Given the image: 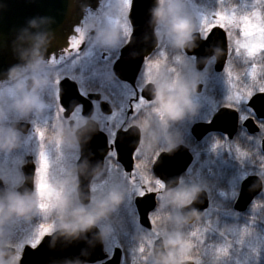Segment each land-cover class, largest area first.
Returning a JSON list of instances; mask_svg holds the SVG:
<instances>
[{"label": "flooded vegetation", "instance_id": "1", "mask_svg": "<svg viewBox=\"0 0 264 264\" xmlns=\"http://www.w3.org/2000/svg\"><path fill=\"white\" fill-rule=\"evenodd\" d=\"M132 1L131 6L127 7L123 12L121 9L125 4V0H122L121 5L115 0H100L96 8L86 12L83 22L78 27L80 33H77L75 30L72 36L80 41L78 46L70 51H66L69 49L68 44L67 48L61 51L59 55L52 56L46 60H38V63L36 61L28 67L19 69L12 78L0 83V133L3 134L0 136V139H3L4 142H7L9 138L11 139V146L0 148V155H8L7 159L9 155H16L13 156V159L10 156L11 161L9 160L10 164H13L16 172H18L19 183L15 188L16 197L18 196V188L24 183L22 169L26 165L28 158L31 159L34 165L33 192L30 196H19L22 200L31 198L38 190V186L40 188L43 182L49 188L60 186L58 183H49V177H54V175H59L60 173L58 172L59 168L54 169L52 167V163L55 160L53 157L51 159V156L55 155L57 156V166L59 162L61 163L62 159L58 156L64 155V153L61 152L62 149H56L60 143L70 144L72 147V155H75V159L70 164V171H72L71 176L73 181H76V196L74 195V199L71 201L72 203H76V208H85L93 203L106 205L108 202L111 204L119 202L126 204V200L111 201V197L113 198L114 192H124L129 188L140 189L144 193H155L157 195L156 200L158 206L159 198L164 193L175 191L185 182L190 187L189 172L195 163L196 155H201L202 157V168L209 167L210 162L213 161L219 164L220 162L218 160L221 155H234L235 159L237 155H264L262 149L264 142V119L259 118L254 110L248 106L250 100L255 95L264 94V92L261 90L253 91L248 101L244 104L239 103L236 98V94H239L238 92L242 89L236 87V79L238 81L245 79L248 68L257 69L256 73H258L257 76L259 75V80L264 82V53H260L252 60L243 62L239 58L240 56H236L238 52L236 42L234 46H231L226 30L216 27L222 29L226 34L227 56L223 68L218 71V58L216 54H213L207 59L204 67L198 70L196 67V57L188 55L184 46L192 41L194 34H199L201 40L205 41L214 28H211L205 34L193 32L189 35L190 39L185 44L176 45L173 43L171 37L166 34L164 27L158 26L157 24L140 23L137 25L139 30H150L156 40V46L151 54L144 59L136 81L134 85H131L128 82L119 80L115 76L113 69L115 63L121 56L122 50L130 43L133 36L134 25L132 18H130ZM231 1L232 6L236 7V34L239 33L241 22L246 18L249 19L251 16L258 18L260 27L264 32V0ZM113 21H119L121 23L119 30H116L117 26L115 25L117 24H114ZM145 36H149V34H145ZM114 37L120 43L116 48H113ZM263 39L264 36L261 35L262 42ZM213 50L216 52L215 49ZM232 54H234L233 58ZM162 69L164 72H169V75L166 76L162 83L170 86V95L176 94L180 88H183L180 84L181 80L192 79L193 75L196 74L206 78V83L197 84L202 86L200 93H197L194 88L196 95L205 94L208 100L202 104L201 114L203 118L201 120L191 123L190 115L187 116V114L178 117L161 115L159 109L160 104L158 103L161 80L157 78L155 81H151L148 79V75L149 73L158 72ZM227 70H230L234 76L233 92L235 98L232 102H229L228 98H225L228 90L219 86V83L216 82V79L222 77ZM36 81L40 82L39 86L36 85ZM149 84H152L156 90L157 95L154 101H147L142 96L143 89ZM183 89L186 91L185 88ZM248 91L250 90L248 89ZM75 92H78L80 98H82V102H80V98L76 97ZM62 96L63 100L69 101L67 105L62 103ZM141 97H143L144 102H141ZM25 99L30 101L26 106L24 105ZM213 104H215V107ZM222 109H229L237 114L238 120L234 137L230 139L223 133L211 132L201 141H197L192 136V127L197 123L209 124L214 116ZM192 110L194 109L192 108ZM116 114H120V116L118 117ZM169 119H179L187 125L190 123L187 132H185V136L189 137L190 143L179 142L171 147L166 145V148L160 149L154 157H148L146 162L149 172H145L139 168L138 160L141 158V155H148L150 153L154 155L155 147H161L162 144L168 141L166 123ZM248 120L253 122L258 132L254 134L250 132L245 126V122ZM90 122L94 124L91 127ZM86 127V132L88 131L89 135L83 133L82 138L86 142L91 143L90 138L92 137L94 138L92 143H95L96 138H98L96 135L100 134L106 144L107 153L104 158L103 169L91 181L90 204L88 206H82L77 195L79 182L78 163L82 155V147L78 134ZM93 127H95V133ZM132 127L138 128L140 141L133 155V172L128 174L117 161L115 140L119 131L125 132ZM39 132L43 133L42 137L39 135ZM181 133H183L182 130ZM99 140L101 141V137ZM178 146L186 147L193 160L187 171L180 177L176 189L166 192L165 184L154 177L152 168L162 153H167ZM42 157L43 160H46V164L42 162ZM49 160H52L50 164ZM109 162L113 163L120 172L115 179H110V181L103 185L104 187L108 185L110 196H105V193L103 195L100 194L98 199H95L92 194V188L100 180L97 177L103 175ZM38 167L41 169L39 175L37 174ZM138 174L142 177L140 180H144L145 178V181H149L148 189L144 184L139 186V179L136 178ZM1 177L0 180L3 182L6 192L4 201H6L9 197L10 190L3 176ZM197 191H205L208 194L205 189H198ZM139 196L138 194L134 197L132 204L137 215V225L142 228L139 224L138 214L134 205L135 198ZM208 197L210 205L209 194ZM71 206L73 207L74 205L71 204ZM154 212L150 214L151 220ZM60 230H64V228L57 231ZM53 233L46 236L52 235ZM155 235L157 234L151 233V253L153 244L156 241L154 240ZM160 238L163 239L167 251L164 238L159 237L158 239ZM17 246L18 240L14 239V237L9 239V242L1 244L0 248H11L14 250V253L7 259L0 256V260L6 263L13 259L17 255ZM25 247L33 248L31 246ZM116 249L122 251V262L124 250L120 245ZM23 250L16 264L20 263Z\"/></svg>", "mask_w": 264, "mask_h": 264}, {"label": "water", "instance_id": "2", "mask_svg": "<svg viewBox=\"0 0 264 264\" xmlns=\"http://www.w3.org/2000/svg\"><path fill=\"white\" fill-rule=\"evenodd\" d=\"M100 0H0V83L9 80L19 70L28 67L37 60H46L57 56L67 48L84 20L88 10L96 8ZM157 6L156 0H133L130 18L134 25V32L130 43L122 50L119 60L114 65L115 76L124 82L134 85L144 59L155 49L156 40L150 30H139L138 24H155L152 10ZM151 17V19H150ZM35 21V26L32 25ZM149 34V36H145ZM43 37V42L34 53L35 38ZM188 55L196 57V67L201 70L207 59L216 54L217 68L220 71L226 60V34L220 28H214L207 39L201 40L199 34H194L192 41L185 44ZM215 49L216 52L213 50ZM214 52V53H213ZM202 86L195 90L200 93ZM76 97L80 98L78 92ZM156 90L152 84L147 85L142 96L147 101L156 99ZM82 102V98H80ZM67 105L69 101L63 100ZM248 106L256 115L264 119V94L255 95ZM237 114L229 109L220 110L209 124L197 123L192 129V136L201 141L211 132H220L232 139L236 133ZM91 123V122H90ZM94 125L93 123L90 124ZM245 126L252 134L258 132L251 120ZM87 127L79 133L82 147L81 159L78 163L77 195L82 206H88L91 201L90 184L93 177L103 169L106 156V144L100 134L86 142L82 138ZM95 133V127H93ZM93 134V132H92ZM89 135V134H88ZM101 137V141L99 138ZM140 141L138 128L132 127L128 131H119L116 135L115 147L117 161L126 173L131 174L134 169L133 155ZM262 149L264 151V142ZM192 156L184 146H178L167 153H162L154 163L152 171L155 178L165 184V191L176 189L180 177L192 163ZM24 183L18 188L21 197L30 196L33 192L34 165L30 158L22 169ZM264 183L257 175L246 177L240 184L237 198L233 204L236 213H246L254 201L262 194ZM5 187L0 180V196L5 197ZM157 195L146 193L143 197L135 198L134 205L138 214L139 224L145 230L151 231L150 214L156 210ZM209 208V197L205 191H197L194 199L180 208L182 221L186 225H193ZM14 253L11 248H0V256L9 258ZM153 257L156 261L165 263L169 260L162 238L153 244ZM122 251L115 249L111 258L104 254L100 231L93 226L89 230L71 237L64 234V230L45 236L36 248L25 247L19 264H120ZM181 264H194L184 261Z\"/></svg>", "mask_w": 264, "mask_h": 264}, {"label": "rangeland", "instance_id": "3", "mask_svg": "<svg viewBox=\"0 0 264 264\" xmlns=\"http://www.w3.org/2000/svg\"><path fill=\"white\" fill-rule=\"evenodd\" d=\"M115 1L118 2L119 5L122 4V0H115ZM167 3L175 14H178L182 18H184L187 24L189 35L193 32H199L201 34H205L212 28L213 25L219 22L225 25L224 29L227 32L230 45L234 46V43L236 42V49L238 51L236 56L237 57L240 56L239 58L243 62L252 60L260 53L262 52L264 53V47H262V45H264V39L263 42L261 41V35L264 36V32L260 27L257 17L251 16L248 19L253 29L251 35L245 38V35L241 30V26L239 27V33L236 34V7L232 6L231 0H167ZM126 8L127 7L124 4L121 11L124 12ZM114 24H117L115 25L117 26L116 30H119L121 23L118 21V22H114ZM113 39H114L113 48H116L119 46L120 43L119 40L115 39V37ZM233 56L234 54H232V58ZM256 70L257 69L254 70L248 68L245 79H242L241 81H238L236 79V87L242 88L240 89V92H238L239 94H236V98L241 104L242 103L244 104L248 101L253 91L264 89V82L259 80V75L257 76L258 73H256ZM146 73H145V77H146ZM167 75H169V72H164L163 69L158 72L156 71L149 73L148 75V79H150L151 81H155V79L157 78L161 80L160 92L158 94V101L162 94L170 95L169 93L170 86L167 84L164 85L162 83ZM205 79L206 78L204 76L199 74L193 75L192 79H189L191 85L188 89H186V94L189 100V104L183 105L181 107V114L179 116H183L186 114L187 116L190 115V118L194 119L193 121L201 120L203 118V115L201 114L202 104L206 103L208 100L205 94L196 95L194 88L198 83H202V84L206 83ZM216 82L219 83V86L224 87L226 88V90H228L226 92L227 95L225 96V98L226 99L228 98V101L232 102L235 98L233 92L234 76L230 72V70H227L222 77L216 79ZM248 89L250 91H248ZM213 105L215 107V104ZM192 108L194 110H192ZM159 109L161 111L162 116L169 115L171 117V114L165 111L161 105L159 106ZM190 110L192 111V114ZM116 116L119 117L120 114H116ZM172 117H178V116L172 115ZM113 121L115 123L114 119ZM56 149L58 150L62 149L61 152L64 153V155L58 156L61 157L62 159L61 163L59 162L58 166L56 164L57 156L55 155L51 156V159L53 157L55 160L54 163H52V167L54 169L59 168L58 172L60 173L59 175H54V177L53 176L49 177L50 180L49 183L52 184L58 183L60 186L49 188L45 185V182H43L42 186L39 188L40 190L39 191L37 190L36 193L31 198L27 200H22V202L25 204L27 208V211L25 212H12L7 210L12 199L16 198L15 188L16 185H18L19 183L17 176L18 172H16L14 165L10 164L11 161L10 156H12L13 159V156L16 155H9L8 159H7L8 155H3V156L0 155V178H2L1 176H3V178L6 181V185L10 190L9 197L5 201L4 207L0 208V245L9 242V239H11L12 237L18 240V246L16 247L17 255L13 257V259H11L10 261L3 264H16L23 248L25 246H31V243L39 238L41 226L50 225L52 230L48 234H51L59 229H63L64 228L63 226L65 224H69L72 222V218L70 217L69 213L70 210L75 209L77 206L76 203L71 202L74 199V195L76 194L75 193L76 181H73V178L71 176L72 171H70V164L71 161L75 159L74 158L75 155H72V147L68 143H60ZM238 156H240L241 163H245V164L248 163L246 155H238ZM2 157H4L5 159L3 158L1 160ZM51 161L52 160H49V164ZM49 167L51 166L49 165ZM119 172L120 171L117 170V168L113 165V163L109 162L107 164V167L103 172V175H99V177H97L100 180L92 188V194L95 199L96 198L98 199V196L100 194L103 195L106 193L105 196L107 197L110 196V190L108 185L106 187H104L103 185L106 184L108 181H110V179H115L116 176H118ZM254 173H256V175L260 177L261 175H264V166L256 168V170H254ZM246 177H247V173L245 174L244 169L240 167L239 171L236 174V179L235 177H233L232 180L230 179L228 181L229 191L227 192L229 193H224L222 196L224 198L235 200L238 195L239 186ZM136 178L139 179L138 181L139 186L141 184H144L146 185L147 189L149 188L148 187L149 181L148 182L145 181L144 177H143L144 180H140L142 177L140 174H138L136 175ZM235 186H236V191H235ZM41 204L45 205L44 210H41L40 207ZM71 204L74 206L72 207ZM253 210L254 212H256L257 208H254ZM254 212H252V214H254ZM91 213L93 215L95 214L94 212ZM205 217L208 218L209 214L207 215L205 214ZM94 226H96L101 233L104 253L109 258H111L114 249L119 248V244L116 240V235L114 230L109 224L107 218L103 215L95 219ZM244 232L245 231L243 229H236V242L237 243L239 242V244L242 245L244 244V242L240 241V238L242 237ZM201 234H204V236L209 237L210 235H217V231L214 225H209L208 228L206 227L204 228V232L202 230ZM247 236L248 234H245V239L247 238V247L249 246L253 247L252 243L254 242L253 241L251 242L252 238L250 236L248 237ZM159 237H161L159 236V234L155 235L154 240H157ZM40 241L41 239L39 240V242ZM219 241H220L219 245L217 246L216 244H212V245L209 244V246L205 247V250L203 249V253H205V255L208 256L209 258H213L218 253L220 254L221 251L224 252L225 251V249L223 248L224 246L223 247L221 246L224 243L225 238H223L220 235ZM244 257L245 259L246 257L248 259L251 258L250 255L248 256L247 254ZM121 264H124L123 260Z\"/></svg>", "mask_w": 264, "mask_h": 264}, {"label": "trees", "instance_id": "4", "mask_svg": "<svg viewBox=\"0 0 264 264\" xmlns=\"http://www.w3.org/2000/svg\"><path fill=\"white\" fill-rule=\"evenodd\" d=\"M180 84L183 88L188 89L191 85L189 80H181ZM180 88V87H178ZM191 119L194 123L199 120ZM193 121V122H192ZM187 122V121H186ZM190 123L180 121L179 119H169L166 123L168 141L165 144L155 147V153L141 155L139 158V168L145 172H149L146 160L148 157H154L162 148L174 146L179 142L190 143L189 137L185 136ZM181 130L183 133H181ZM248 163H241L240 156L221 155L218 160L220 163L210 162L209 167H201V155H196L195 163L190 169V187L187 182L183 183L177 189L188 191L192 194L198 189H205L210 196V208L205 214H209L206 218L205 214L193 225H186L179 214L182 206H178L173 199L172 193H164L158 201L156 211L152 215V231H146L137 225V215L133 207L132 201L136 195L141 193L140 189L129 188L127 191L114 192L113 200H126V204L115 202L103 205L105 216L114 229L116 240L120 247L124 250V264H180L189 260L195 264H264V191L251 205L244 214H238L233 211L234 200L224 198V193H229V180L236 174L240 167L244 169L245 174L256 175L254 170L264 166V155H246ZM264 181V175H261ZM130 184V183H129ZM176 189V190H177ZM238 190V188H237ZM236 191V186H235ZM131 194V195H130ZM101 204L93 203L85 209L88 212L94 210ZM254 208L257 211L254 212ZM254 212V214H252ZM232 215V216H231ZM214 225L217 235L204 236V228ZM236 229H243L240 241L244 244L236 242ZM152 234H159L163 237L170 259L166 263H160L154 260L151 253ZM234 235H232V234ZM248 234L252 238L253 247H247ZM225 238L221 247L225 249L215 257L209 258L203 253L205 247L216 244L219 245V236ZM247 236V237H248ZM176 240L177 243L168 244L169 240ZM218 240V241H217ZM256 244V245H255ZM255 245V246H254ZM141 249H143L141 251ZM248 251V252H247ZM250 255V259L245 255ZM242 257V258H241ZM216 258V259H215ZM222 262V263H221Z\"/></svg>", "mask_w": 264, "mask_h": 264}, {"label": "clouds", "instance_id": "5", "mask_svg": "<svg viewBox=\"0 0 264 264\" xmlns=\"http://www.w3.org/2000/svg\"><path fill=\"white\" fill-rule=\"evenodd\" d=\"M153 22L158 26L164 27L166 29V34H168L173 43L176 45H183L187 40L190 39L186 21L180 15L175 14L170 6H168L167 0H157V6L152 10ZM32 25L35 26V21H32ZM43 42V37L35 38L34 53L38 50L40 44ZM39 61L37 60V63ZM39 81H36V85L39 86ZM30 101L28 99L24 100V105L26 106ZM158 103L164 108L165 111L169 112L173 116H179L181 114V107L183 105H188L189 100L187 98L186 91L180 88L176 94L168 95L162 94L159 98ZM3 134L0 133V136ZM11 146V139L9 138L7 142L0 139V148H7ZM174 202L178 206H186L194 199L192 193L177 189L172 193ZM4 197L0 196V208L4 207ZM8 211L12 212H25L27 208L22 202L19 195L12 199L10 205L7 208ZM104 207L103 205L98 206L94 210V215L88 212L85 208H75L70 210V217L72 222L65 224L64 234L67 236L75 237L80 232L89 230L94 226V221L97 217L103 215ZM176 240L167 241L168 244L177 243ZM0 264H3L0 260Z\"/></svg>", "mask_w": 264, "mask_h": 264}, {"label": "snow or ice", "instance_id": "6", "mask_svg": "<svg viewBox=\"0 0 264 264\" xmlns=\"http://www.w3.org/2000/svg\"><path fill=\"white\" fill-rule=\"evenodd\" d=\"M125 6L126 7H130L131 6V0H125ZM216 27H220V28L223 29L225 27V25L223 23H219L218 22L217 24H215V25L212 26V29L213 28H216ZM241 30L243 31V33L245 35V38H247L249 35L252 34V31H253L252 25L250 24V22H249V20L247 18L241 22ZM76 32L77 33H80V29L77 28L76 29ZM79 44H80V41L76 37H72L71 40H70V42H69V49L66 50V51L72 50L73 48H75ZM262 47H264V45H262ZM58 83H59V81H58ZM261 91L264 92V89H262ZM141 102H144L143 97H141ZM61 111H63V109H61ZM39 135L42 137L43 136V133L42 132H39ZM42 162L45 163V164L47 163L46 160H43V157H42ZM40 171H41V169L38 167L37 168V174L38 175H39ZM161 187H162V185H161ZM39 190L40 189H39V186H38V191ZM139 195L141 197H143L144 195H146V193L141 192V193H139ZM40 207H41V210H44L45 209V205H43V204H41ZM150 220H151V217H150ZM151 222H152V220H151ZM51 230H52V228H51L50 225H48V226H41L40 236H39V238L36 241H34V242L31 243V247L35 248L36 245H37V243L39 242V240L40 239H43V237L46 236ZM142 250L143 249H141V251Z\"/></svg>", "mask_w": 264, "mask_h": 264}]
</instances>
